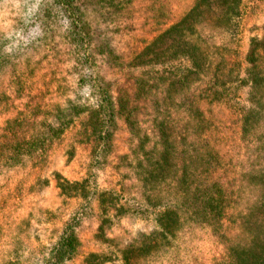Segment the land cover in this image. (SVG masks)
<instances>
[{
	"label": "trees",
	"instance_id": "trees-1",
	"mask_svg": "<svg viewBox=\"0 0 264 264\" xmlns=\"http://www.w3.org/2000/svg\"><path fill=\"white\" fill-rule=\"evenodd\" d=\"M173 1L53 0L19 23L36 29L32 38L0 33V264H139L149 253L155 264H264V0ZM244 18L252 22L239 45ZM56 32L71 38L73 73L41 90L38 80L56 78L42 72L59 58ZM118 36H127L122 47ZM101 64L114 69L111 80ZM53 94L62 101L48 100ZM70 129L75 139L56 169L51 149ZM124 130L129 151L118 156ZM116 158L130 169L129 187H117ZM238 167L263 184L243 207ZM29 171L50 174L58 203L41 210L26 199ZM123 189L155 210L149 233L113 236ZM67 202L77 209L44 239L41 216ZM91 220L101 247L85 252L79 235ZM237 220L245 239L233 241L226 222ZM202 234L224 247L209 261L197 253Z\"/></svg>",
	"mask_w": 264,
	"mask_h": 264
},
{
	"label": "rangeland",
	"instance_id": "rangeland-1",
	"mask_svg": "<svg viewBox=\"0 0 264 264\" xmlns=\"http://www.w3.org/2000/svg\"><path fill=\"white\" fill-rule=\"evenodd\" d=\"M173 1V0H171ZM43 2L47 3V7L50 5L54 6L53 0H0V33H4L8 36H12L13 33L18 32V37L20 39H29L34 36V31L30 26L27 29H24L22 31L19 30V23L23 20L24 17L28 14V12L31 11V14L36 10L38 6H40ZM176 3L173 1L171 3V10L173 15L175 16V13H178L180 10L175 6ZM216 5L212 6L213 12H218V8H215ZM148 13V11H147ZM252 22L251 19L244 18L242 21H239L238 26L235 31V40L239 45H243L245 42H247L248 35H249V25ZM147 24V23H145ZM135 25L137 27L138 23L135 22ZM62 26L61 28H57L56 26H49L50 28L54 29H60L63 30ZM58 32L55 33L54 39L55 41H59L58 49L54 53H59V58L54 60L51 64V66L47 65V62H43L42 64V72L48 71L49 69H53L56 74V78L52 82H48L50 79V76H47V80H38V83L41 85V90L43 87L47 86L51 90H53V87L56 85V83L64 82L65 80H68L69 74L73 73V70L71 69L72 60L69 54L70 51V44H71V38L66 37L65 39H62L58 36ZM140 37V36H139ZM127 39V36H124L120 39L118 36L116 38L117 43L120 47H122V43ZM123 41V42H122ZM50 54H53L49 52ZM50 59V57L48 58ZM102 67V73L107 79H112L115 75L114 69L112 67H109L106 64H101ZM48 82V83H47ZM123 80L120 81V85L123 84ZM116 85V86H115ZM125 86V83L123 84ZM119 84H114L111 88L112 92L116 94V89L119 88ZM57 100L62 101V98L59 96H56L53 94L48 100ZM147 117H143L142 120H146ZM75 129H70L66 131V133L63 135V138L60 143L53 145V148L51 149V158H55L56 161V169H62L65 161V157L63 156L67 147L72 143V141L75 139ZM126 134V135H125ZM127 139V140H126ZM116 146L118 148V156L126 153L129 151V142H128V136L126 131L119 132L116 140H115ZM119 159H114V164ZM119 167L117 170L120 173V176L117 177L116 183L117 187H129L130 180L126 178V175L122 177L123 173L127 171L129 168L124 161L122 163V159L118 161ZM70 168H76V164L72 163L69 165ZM67 168V167H65ZM127 169V170H126ZM62 171L67 177H71L70 173L72 172L71 169L66 170H60ZM130 171V169H129ZM41 176L36 178L39 174L34 173L33 171H29L27 178H29V181L27 182V186H31L33 192L26 197L28 201L32 203H36V206L39 207L41 210L47 207V204L52 200L55 203L58 197L55 194L52 193V186H53V180L48 177L47 172L40 173ZM260 174L248 171L246 168L238 167L235 171V177L238 179V182L240 183L241 188L243 189V198L239 199V205L240 207H243L244 205H249L255 203V201L258 199L259 194L261 192L262 188V181L261 178L258 176ZM103 176L101 178V182L104 180ZM15 183L11 182V187H14ZM133 192H129L127 189H123L122 192L125 194L126 199L123 200V197L121 196V202L120 205L121 208L118 207V211L121 212V218L116 220V217L114 219V226H113V236L114 237H122L123 239L130 238L134 233L136 232H143L145 234L149 233L150 229L153 227V212L155 211L151 207H143L138 206L136 204V197L133 194H136L135 190H132ZM133 193V194H132ZM138 195V194H136ZM68 204H65L59 209L55 211L54 216H48V215H42L41 219L43 221L42 225H40V228H42V232L44 234V239H51L52 241L56 238L58 231L60 227L62 226V223L65 219L68 218L71 211L76 208L78 204H75L73 202H67ZM117 213V212H116ZM155 213V212H154ZM118 214V213H117ZM36 221V216L33 218V223ZM94 220H91L90 222H85L83 225V234H80L79 237L82 242V251L88 252L92 250H98L100 249V244L92 239V230L89 229V227L94 228ZM228 225L231 226L230 229V237L233 241H240L245 239V234L243 232V229L241 227V222H236V224L232 225L229 221L226 222ZM39 228V227H37ZM194 240V239H193ZM193 243H191L189 248H192ZM202 250V251H201ZM175 250H172L174 252ZM220 251H224L223 245H216L211 244L209 239L207 240V236L202 234V239L198 242L197 245V253L201 254V258L204 261H209L212 256L219 255ZM182 251L177 250L176 254H180ZM201 252V253H200ZM78 258L72 262H78ZM139 264H155V257L154 253L150 255L146 254L144 256H140L138 258ZM168 261H173L172 259L169 260H161L159 263L161 264H168ZM69 263V264H72Z\"/></svg>",
	"mask_w": 264,
	"mask_h": 264
}]
</instances>
